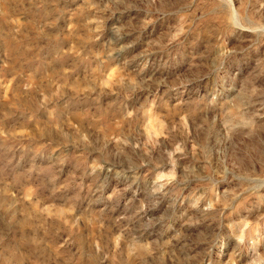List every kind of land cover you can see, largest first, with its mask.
Returning a JSON list of instances; mask_svg holds the SVG:
<instances>
[{"label":"rangeland","instance_id":"obj_1","mask_svg":"<svg viewBox=\"0 0 264 264\" xmlns=\"http://www.w3.org/2000/svg\"><path fill=\"white\" fill-rule=\"evenodd\" d=\"M0 264H264V0H0Z\"/></svg>","mask_w":264,"mask_h":264}]
</instances>
